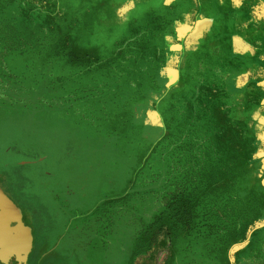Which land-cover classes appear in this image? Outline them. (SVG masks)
<instances>
[{"label": "rangeland", "instance_id": "374dc122", "mask_svg": "<svg viewBox=\"0 0 264 264\" xmlns=\"http://www.w3.org/2000/svg\"><path fill=\"white\" fill-rule=\"evenodd\" d=\"M96 4L0 0V194L28 205L56 264H264V226L247 238L264 171L245 122L213 90L162 98L160 74L112 54L142 31L104 24ZM249 193L243 226L229 215ZM217 211L232 228H214Z\"/></svg>", "mask_w": 264, "mask_h": 264}, {"label": "crops", "instance_id": "0c3cea01", "mask_svg": "<svg viewBox=\"0 0 264 264\" xmlns=\"http://www.w3.org/2000/svg\"><path fill=\"white\" fill-rule=\"evenodd\" d=\"M96 2L104 24L122 33L132 25L144 33H136L123 45L145 36L140 40L142 47H121L112 54L130 59L128 66L144 68L141 73L160 74L158 80L165 82L160 95L164 99L167 90L172 91L171 97L173 90H181L182 99H189V89L213 90L212 102L220 107L219 114L237 115L245 122L249 164L264 171V0ZM171 99L166 98L165 104ZM257 185L264 200V174ZM252 198L254 194L249 193L246 202ZM247 245L244 252L254 249L253 242Z\"/></svg>", "mask_w": 264, "mask_h": 264}, {"label": "flooded vegetation", "instance_id": "af4514ba", "mask_svg": "<svg viewBox=\"0 0 264 264\" xmlns=\"http://www.w3.org/2000/svg\"><path fill=\"white\" fill-rule=\"evenodd\" d=\"M2 183L3 180L0 179V186ZM1 190L3 193L0 194V199L5 202L0 200V210L11 212L21 224L0 216V264H56L55 257L48 256L47 249L44 248L48 242L44 238L41 240L42 235L28 224V205Z\"/></svg>", "mask_w": 264, "mask_h": 264}, {"label": "trees", "instance_id": "16d2710c", "mask_svg": "<svg viewBox=\"0 0 264 264\" xmlns=\"http://www.w3.org/2000/svg\"><path fill=\"white\" fill-rule=\"evenodd\" d=\"M238 195L234 197L236 199V202L238 203V206H235L234 207V210H236V212H230L229 218L232 219L234 217L244 216V218H245V220H244L245 225L243 224V226H248V220L253 219V212H254L253 203H254L255 200H254V198H252L253 201L246 202V195L243 197V199H242V194H238ZM247 195H249V194H247ZM241 200H243V201H241ZM221 214H219V212H218V216H216L217 221L214 218V221H215L214 222V228L215 229H220L223 226L224 227L227 226V227H231L232 228L233 223L232 222L223 221V218H226V215H223V213H221ZM205 245L207 247V244H205Z\"/></svg>", "mask_w": 264, "mask_h": 264}, {"label": "water", "instance_id": "95a60500", "mask_svg": "<svg viewBox=\"0 0 264 264\" xmlns=\"http://www.w3.org/2000/svg\"><path fill=\"white\" fill-rule=\"evenodd\" d=\"M0 216L1 217H8L7 219H9V220H11L12 222H15V223H17L18 225H20L21 224V221L19 220V219H17L15 216H13V214L11 213V212H6V211H2V210H0ZM264 226V223L263 224H261V225H259L258 227H256L255 229H252L250 232H249V234H248V236H250V234H251V232L253 231V230H257L258 228H262ZM24 229H27V228H24Z\"/></svg>", "mask_w": 264, "mask_h": 264}]
</instances>
